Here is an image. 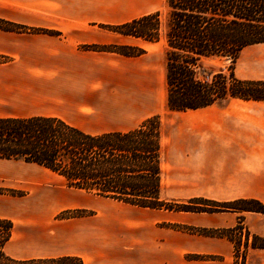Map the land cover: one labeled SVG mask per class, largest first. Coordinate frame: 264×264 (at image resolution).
I'll return each instance as SVG.
<instances>
[{
  "label": "crops",
  "instance_id": "crops-1",
  "mask_svg": "<svg viewBox=\"0 0 264 264\" xmlns=\"http://www.w3.org/2000/svg\"><path fill=\"white\" fill-rule=\"evenodd\" d=\"M129 2L0 0V19L28 28L57 31L64 36L0 30V58L7 59L6 62L0 60V119L57 117L91 134L137 128L139 125L126 128L118 124L122 118L117 116L113 105L114 87L103 85L105 77L111 82L114 76L112 66L107 74L104 70L106 60H113V56L78 49L81 43H101L100 25H120L146 15L120 20L123 15L129 16ZM88 36L91 39L85 41ZM235 75L240 80H264V44L242 51ZM106 96L110 98L108 101ZM171 112L172 128L164 132L161 121L162 165L164 169L167 162L168 174L183 181L177 185L189 188L177 190L176 196L188 195L221 203L238 200L264 203L263 101L231 99L202 109ZM98 125L103 128L89 131ZM2 188L32 193V205L36 209L44 203L60 211L71 206L85 207L86 195H90L68 188L84 193L74 198L59 185L53 188V197L42 195L39 174L12 173L0 164ZM23 198L0 194V218L15 222L30 217L24 209ZM147 211L157 219L164 218L161 211ZM104 218L96 212L88 218L71 220L69 226L73 227L67 231L61 224H43L35 233L40 250L51 252L53 249L45 244L64 237L75 240V249L64 253L54 249L60 252L57 256L17 259L77 256L84 264H236L235 243L227 238L170 231L154 223L151 227L133 226L128 230L129 238L122 242L121 228L105 226ZM178 221L185 226L208 230L234 229L242 221L250 237L264 238L262 213H187ZM195 256L216 257L220 261L192 259ZM245 264H264V249L248 248Z\"/></svg>",
  "mask_w": 264,
  "mask_h": 264
},
{
  "label": "trees",
  "instance_id": "trees-1",
  "mask_svg": "<svg viewBox=\"0 0 264 264\" xmlns=\"http://www.w3.org/2000/svg\"><path fill=\"white\" fill-rule=\"evenodd\" d=\"M167 7L166 83L170 111L197 110L231 99L264 102V80H240L235 75L242 51L264 44V0H167ZM163 27L159 12L121 25L103 26L124 37L152 44L161 41ZM0 30L32 31L3 19H0ZM85 49L124 57L146 54L145 49L128 45H90ZM221 60L230 61V66L220 67L217 61ZM162 156L159 115L130 131L103 134L85 132L57 117L0 119V160L42 167L62 177L70 189L148 210L216 213L225 209L264 214V203L258 200L227 203L200 198H192L187 203L165 200ZM0 194L22 196L23 192L4 189ZM92 215L87 210H75L69 218ZM186 229L229 239L235 243L237 256L243 244L242 264L248 248L264 249V238L250 237L246 232L242 237V221L234 229ZM13 233V221L0 218V264H84L77 256L11 257L5 249ZM192 259L218 258L195 256Z\"/></svg>",
  "mask_w": 264,
  "mask_h": 264
},
{
  "label": "rangeland",
  "instance_id": "rangeland-1",
  "mask_svg": "<svg viewBox=\"0 0 264 264\" xmlns=\"http://www.w3.org/2000/svg\"><path fill=\"white\" fill-rule=\"evenodd\" d=\"M128 7V15H123L120 20L128 18H132L140 15V14H152L155 12H159L161 15V19L163 22L164 33L162 35V39L158 43H147L142 40H137L134 38H125L124 36L104 29L102 25H100V44L93 43H81L78 49L82 51H90L85 49L90 45H101V46H120V45H128L133 47H141L146 50V54L140 57H124L116 53H108L113 56V60H106V64L104 66L105 73L107 74L112 66L114 68V76L112 81H108L109 78L105 77L104 86L112 85L114 87L113 93V102L114 108L116 110V114L118 117L121 116V123L126 128L136 127L141 125L147 119L159 115L161 117V121L164 127V132L168 130V128H172L173 122L171 121L172 112L168 108L167 98H166V39H165V30H166V21L168 18V7L167 0H130L127 4ZM19 25V24H18ZM110 26H117L118 24H108ZM121 25V23H120ZM32 31L20 32L22 33H44L52 36H57L59 38L64 37L63 34L57 31L51 30H43V29H33ZM36 30V31H34ZM16 33V32H13ZM91 39L88 36L85 41H89ZM1 61H7V59H1ZM218 65L223 68H227L230 66V61L221 60L217 61ZM238 63V61H237ZM236 63V66H237ZM240 65V64H239ZM235 66V67H236ZM116 97V98H115ZM110 98L106 96V100L108 101ZM116 102H118V105ZM103 128L101 125L95 127L89 131H97L98 129ZM1 164V168L6 169L12 173L16 174H39L42 179L43 192L42 195L53 197V188L56 185H59L65 188V192L67 195H71L74 198L77 196H84L72 190H69L66 186V183L57 175H54L50 171L39 167L37 165L25 164L23 162H6ZM164 191L163 198L167 201H177L180 203H187L190 199L188 195H179L176 196L177 190H185L189 189L182 185H177L178 183H182V180L176 179L173 174H168L170 172V167L167 162H165L164 166ZM6 188H2L0 190H4ZM9 189V188H7ZM19 192H23L22 196L24 197V209L30 217L25 219H16L15 222V232L14 237L10 241V243L6 246L5 252L7 255L14 258H36L42 256L54 255L57 256L61 253H64L68 250L75 249V240L71 237L64 239H53V242H47L46 247L50 246L52 249L51 252L40 250L38 246V242L36 245L35 237L36 232L41 230L43 224H61L62 229L67 231L72 227L69 226V222L74 219L88 218L79 217V218H69L72 215V211L75 210H87L96 214L99 212L104 218L105 226H119L121 228L120 241L124 242L129 238V231L133 229V226H147L151 227L152 224L156 223L158 227H165L168 230L172 231H180L183 233H196V230H187V227L179 223V219L182 215H186L187 213H177V212H163V219H157L153 215H149L148 209L137 208L129 205H125L123 203H119L116 201L108 200L105 198H98L96 196L86 195L88 198L87 204L85 207H76L71 206L65 210L52 209V205L48 206L44 203H40L39 207L36 209L32 205V193L26 190H16ZM56 194V193H55ZM72 198V199H74ZM33 207V208H32ZM96 210V211H94ZM217 210V209H215ZM219 211V210H217ZM216 213H230L225 209H220V212ZM159 216V215H157ZM110 217V218H108ZM191 228V227H190ZM193 228V227H192ZM129 230V231H128ZM242 237H244L245 229L241 230ZM241 233H239L241 235ZM238 236V235H237ZM240 237H237L239 239ZM50 241V240H49ZM60 245V248L57 246ZM245 246L242 244L240 249V255L237 256L236 264H242V253L245 251ZM243 248V249H242ZM54 249L59 250L54 251ZM199 261H220V259H199ZM84 263V262H83Z\"/></svg>",
  "mask_w": 264,
  "mask_h": 264
}]
</instances>
